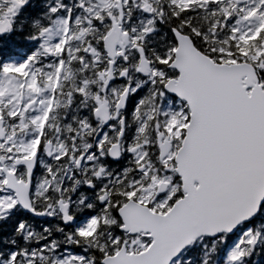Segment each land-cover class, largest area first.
Masks as SVG:
<instances>
[{
    "label": "snow or ice",
    "instance_id": "1",
    "mask_svg": "<svg viewBox=\"0 0 264 264\" xmlns=\"http://www.w3.org/2000/svg\"><path fill=\"white\" fill-rule=\"evenodd\" d=\"M0 264H264V0H0Z\"/></svg>",
    "mask_w": 264,
    "mask_h": 264
}]
</instances>
